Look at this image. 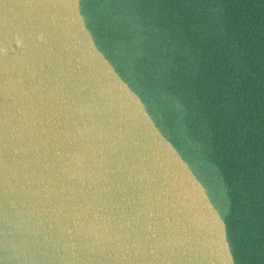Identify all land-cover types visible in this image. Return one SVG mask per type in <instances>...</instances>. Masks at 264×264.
<instances>
[{"label": "water", "instance_id": "95a60500", "mask_svg": "<svg viewBox=\"0 0 264 264\" xmlns=\"http://www.w3.org/2000/svg\"><path fill=\"white\" fill-rule=\"evenodd\" d=\"M0 264H264V59L0 54Z\"/></svg>", "mask_w": 264, "mask_h": 264}]
</instances>
